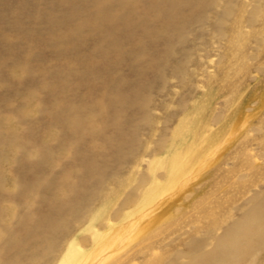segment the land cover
<instances>
[{
  "label": "rangeland",
  "instance_id": "374dc122",
  "mask_svg": "<svg viewBox=\"0 0 264 264\" xmlns=\"http://www.w3.org/2000/svg\"><path fill=\"white\" fill-rule=\"evenodd\" d=\"M72 263L264 264V0H0V264Z\"/></svg>",
  "mask_w": 264,
  "mask_h": 264
},
{
  "label": "bare ground",
  "instance_id": "6f19581e",
  "mask_svg": "<svg viewBox=\"0 0 264 264\" xmlns=\"http://www.w3.org/2000/svg\"><path fill=\"white\" fill-rule=\"evenodd\" d=\"M102 22H104L105 24L109 22V19L108 18H104L102 17L101 19ZM108 26V25H106ZM109 27V26H108ZM104 35H107V33H110L111 32V28H105V30L102 31ZM110 193V192H109ZM109 193H105L106 195H104V197L101 198L100 202L101 204L103 205V207H105L110 201H112V199L114 198L113 195L109 194ZM114 193V192H113ZM145 196V195H144ZM142 198H143V194H142ZM104 209V208H103ZM101 214V211H97L94 216H92L91 219L94 218V220H96V217L100 216ZM92 223V222H91ZM87 225V224H86ZM38 227H36L34 229V232H36V229ZM83 230V229H82ZM67 246L64 248L63 252H62V255L60 256V259H59V262H63L64 260L67 261H71L73 259V257H75V253L72 251V246L70 243L66 244ZM76 247V246H75ZM105 251V250H104ZM106 252V251H105ZM103 253V252H102ZM101 254V253H100ZM75 255V256H74ZM78 255V254H77ZM102 256V255H101ZM98 259V258H97ZM103 260V259H102ZM101 260V261H102ZM73 264V263H72Z\"/></svg>",
  "mask_w": 264,
  "mask_h": 264
}]
</instances>
